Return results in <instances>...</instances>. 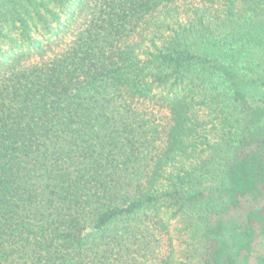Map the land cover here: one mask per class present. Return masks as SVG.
<instances>
[{
	"label": "trees",
	"instance_id": "obj_1",
	"mask_svg": "<svg viewBox=\"0 0 264 264\" xmlns=\"http://www.w3.org/2000/svg\"><path fill=\"white\" fill-rule=\"evenodd\" d=\"M0 264H264V0H0Z\"/></svg>",
	"mask_w": 264,
	"mask_h": 264
}]
</instances>
